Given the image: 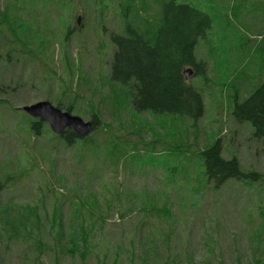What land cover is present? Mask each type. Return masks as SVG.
Listing matches in <instances>:
<instances>
[{"label": "rangeland", "instance_id": "374dc122", "mask_svg": "<svg viewBox=\"0 0 264 264\" xmlns=\"http://www.w3.org/2000/svg\"><path fill=\"white\" fill-rule=\"evenodd\" d=\"M146 1L147 16L160 22L151 13L152 5L155 13L160 5ZM177 1L212 18L195 48L208 62L209 80L190 73L205 99L197 122L180 114L137 111L129 89L113 79L110 39L123 30L113 3L102 2L96 14L92 0L75 2L71 20L68 8L51 3L47 9L44 0H1L2 9L12 3L9 19L19 28L14 34L0 25V219L40 225L52 244L58 233L66 240L84 236L82 226L97 231L85 241L86 260L57 252L59 262L54 253L37 258L38 252L26 251L19 230L16 242L5 233L9 249L1 244L0 264H101L104 258L106 264H254L257 248L264 257V182L248 187L230 178L220 187L204 186L199 158L221 138L225 158L237 156L243 171L264 174V138L252 133L250 121L237 122L233 114L240 83L233 77L246 57L245 38L263 21L257 12L256 20L247 15L244 0L237 10V0ZM19 6L22 11L15 9ZM62 17L78 27L69 41ZM260 64L257 58L246 66L241 97L264 81ZM39 101L72 106V113L86 121L99 115L101 124L87 139L69 144L48 122L33 126L40 119L24 107ZM144 202L154 216L142 217ZM9 229L14 234L16 228Z\"/></svg>", "mask_w": 264, "mask_h": 264}, {"label": "trees", "instance_id": "16d2710c", "mask_svg": "<svg viewBox=\"0 0 264 264\" xmlns=\"http://www.w3.org/2000/svg\"><path fill=\"white\" fill-rule=\"evenodd\" d=\"M44 1L47 9L51 3L64 9L68 8V17L72 20V15H74V9L76 8L74 3L82 0ZM92 1L97 6L102 4V2L109 3L115 0ZM154 1L155 3L160 2L163 7L160 22L153 19L150 20L151 18L147 16L150 12L148 1L131 0L125 4L122 10L124 18L121 27L123 30L120 33H113L110 39L115 45L111 63L112 77L129 89V93L132 95L130 101L137 111L180 114L189 116L197 122L205 113V99L203 98V92L193 86L194 84L191 83L190 79L191 76L202 75L206 80H209L206 73L208 71V62L198 58L195 48L198 45L199 39L212 26V18L209 13L189 3H180L177 0ZM237 1L236 10L240 7V1L243 0ZM117 3L120 4V2ZM242 3L246 4L247 15L254 18V14L257 12L258 21H263V25L258 26L257 24V31H253L251 37L247 36L245 38V42L247 43L245 46L246 57L242 69L233 77V79L239 77L240 80L239 85H236V87L239 86L236 94L233 96V114L238 120L237 122L250 121L254 129L252 133L258 138H264V81L258 86L255 85L256 87L250 91V95L244 98L241 97V93L244 90L240 89L243 87L241 83L247 77V72H245L247 70L246 66L255 64L257 58L261 59L258 70L260 73H264V0H244ZM127 4H129L128 11L130 12L128 17L124 14L127 12ZM10 5H12L11 2L6 6L4 5L3 9L6 14L3 16L0 0L1 30L5 31L7 25L10 31L17 34L16 30H18L19 26L15 20L9 19L11 17V11L8 14V11L11 9ZM15 9L23 10L20 6ZM259 12H261L262 16L258 14ZM96 14H98V11H96ZM154 16L159 17L158 13H154ZM256 19L257 16L254 20ZM44 21L49 23V18L45 17ZM61 22L63 23L62 26L67 29V41H69L73 31L77 30L78 27L74 24L72 28V22L65 24L63 17ZM1 53L2 50L0 51V62L2 60ZM187 68H191L194 72L189 79L183 74ZM229 84L230 82L227 85ZM2 89L3 86L0 83V91ZM57 106L63 110L72 112V106H65L60 103ZM90 118L93 124V131L101 124V117L95 114L92 117L90 116ZM43 123L45 122L42 120H36L33 126L39 128ZM89 135L81 137L72 128H66L65 132L61 133V136L69 144H75L80 139H87ZM221 146L222 139L219 138L199 153L202 167H204L203 172H201L203 174L204 186L208 187L213 182L216 187H220L230 178L243 180L248 183V187H252L255 184L254 182H264L263 173L255 170L243 171L237 156L225 158L222 154ZM144 203L145 205L142 208L139 207L142 217L154 216V211L150 209L147 202ZM94 205L96 207L95 202ZM131 207L132 210L129 208V212L134 211V207ZM168 212L170 213L169 215L166 214V216L168 222H170L173 217L171 206ZM0 213H2L1 210ZM260 213L264 219V209L260 208ZM143 214L145 215L143 216ZM146 222H148L146 218L143 219L142 226ZM9 227L16 228L15 230L13 229L14 234L11 233ZM51 229L55 233L57 232L56 229ZM18 230L21 242H23L22 246H24L26 251L38 252L37 258L44 256V254L50 255L54 253L57 262H59L61 257L57 252H60L61 255L64 253H69L70 255L79 254L83 260H86L89 252H87L85 241H87V237H90L91 234H96L97 228L79 227L84 236H77L76 239L70 237L69 240H66V235L58 233L55 237L57 239H55L56 242L52 244L49 240L45 241L47 236H44V232L46 230L40 225L34 226L33 223L28 221L25 225H19L14 219H0V247L6 241L4 238L5 233H8L11 238L10 241H12L18 234ZM256 240L258 244H261L262 236L259 233ZM8 242L7 240V243H5L7 249H9ZM67 242H70L68 244H72V246L76 245V247L68 248ZM161 244L168 246L170 242L162 241ZM261 253L259 248L254 251L253 257H251L254 264H264V257ZM104 261L101 264H106ZM112 264L118 263L115 261ZM220 264L225 263L220 262Z\"/></svg>", "mask_w": 264, "mask_h": 264}, {"label": "water", "instance_id": "95a60500", "mask_svg": "<svg viewBox=\"0 0 264 264\" xmlns=\"http://www.w3.org/2000/svg\"><path fill=\"white\" fill-rule=\"evenodd\" d=\"M77 24H80L82 17L77 15ZM192 69H186L183 74L189 79ZM24 110L31 117L47 121L51 129L58 134L63 133L66 128H72L79 136H87L92 131V122L84 120L81 116L74 115L68 110H63L49 101H39L24 107Z\"/></svg>", "mask_w": 264, "mask_h": 264}, {"label": "flooded vegetation", "instance_id": "af4514ba", "mask_svg": "<svg viewBox=\"0 0 264 264\" xmlns=\"http://www.w3.org/2000/svg\"><path fill=\"white\" fill-rule=\"evenodd\" d=\"M127 1H131V0H119V1H113V2H111V3H113V5H114V9L116 10V9H118V11H119V16H120V20H121V24H122V21H123V14H122V10H123V8H124V6H125V4L127 3ZM157 1H160V0H157ZM117 2H120V4L119 3H117ZM103 4V3H102ZM102 4H99V5H97L96 6V11H97V8H98V6L99 7H102ZM158 4L160 5V11L159 12H157L158 13V15L159 16H162V12H163V7H162V5L160 4V2H158ZM108 6V5H107ZM128 9H129V4H127V12L126 13H124L127 17L130 15L129 13V11H128ZM151 13H155V11H154V7H153V5H152V11H151ZM82 18H83V14H79ZM150 20H152V18L150 19ZM120 33V32H119ZM113 45H114V43H113ZM115 46V45H114ZM43 121V120H42ZM43 122H47V121H43ZM65 132V131H64ZM63 132V133H64ZM61 135V134H60Z\"/></svg>", "mask_w": 264, "mask_h": 264}]
</instances>
